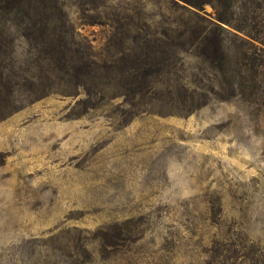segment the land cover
<instances>
[{
    "label": "rangeland",
    "instance_id": "374dc122",
    "mask_svg": "<svg viewBox=\"0 0 264 264\" xmlns=\"http://www.w3.org/2000/svg\"><path fill=\"white\" fill-rule=\"evenodd\" d=\"M175 1L220 23L210 4ZM47 2L45 28L106 64L134 65L135 38L169 21L188 36L215 29L167 0ZM139 15L146 27L131 32ZM4 17L0 74L14 103L0 118V264H264V102L251 64L243 80L234 62L223 76L188 43L155 95L101 72L64 96L43 48L22 38L40 27Z\"/></svg>",
    "mask_w": 264,
    "mask_h": 264
},
{
    "label": "trees",
    "instance_id": "16d2710c",
    "mask_svg": "<svg viewBox=\"0 0 264 264\" xmlns=\"http://www.w3.org/2000/svg\"><path fill=\"white\" fill-rule=\"evenodd\" d=\"M167 1L173 5L172 10L190 14L199 19L202 25L213 26L215 28L213 34H207L204 37L190 35L194 36L190 39L188 35L191 30H182L181 25L176 21L166 22L167 28L162 32L155 30L146 34L145 37L140 38L138 35L135 38L137 42L143 41V44L138 43L137 50H129L130 53L126 57L134 62L131 66L122 65L126 58L118 64L100 63L92 58V54L76 49V39L74 40L72 34L45 28L52 22V17L47 14L52 6L47 0H0V25L4 16L15 13L25 19V22L27 20L40 27L29 35L23 34L22 38L30 42L34 41L43 48L46 56L42 59V64L51 67L50 73L55 79L56 93L60 95L73 96L79 90H85L90 84H94L101 72L106 73L108 77L121 78L117 79L120 83L112 79V83L116 86L127 83L135 86V90L139 93L147 91L155 95L169 85L167 77L171 76L172 71L175 70L179 53L189 43L194 46L196 56L212 64L220 75L226 76L230 65L234 62L238 68L233 74L243 80L247 67L251 64L253 70L260 75L261 87L258 95L264 102V0H183L201 11L206 5H212L218 10L220 23H212L198 16V13L175 0ZM32 9H35L37 13L39 10L44 12L46 16L43 15V17L46 18H36V21H33L30 15ZM127 19L130 23L126 25L130 27L131 32H140L143 31V27H146L142 24L146 20L142 15L127 16ZM226 26L235 31L229 30ZM226 34L233 38V44L238 49L235 57L231 56L226 46ZM4 36L5 31L0 29V55L6 52L3 49L7 45L6 39H3ZM44 71L42 67L41 74ZM128 73L131 78L126 77ZM34 78L36 80L32 83L34 87H36L35 83L41 86L44 84L43 75ZM6 84L4 75L1 73L0 118L4 116L2 113L4 106L14 103L12 94L4 95Z\"/></svg>",
    "mask_w": 264,
    "mask_h": 264
}]
</instances>
